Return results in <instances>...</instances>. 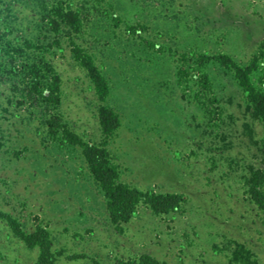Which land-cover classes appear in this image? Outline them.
<instances>
[{
  "label": "rangeland",
  "instance_id": "374dc122",
  "mask_svg": "<svg viewBox=\"0 0 264 264\" xmlns=\"http://www.w3.org/2000/svg\"><path fill=\"white\" fill-rule=\"evenodd\" d=\"M62 1L80 16L78 34L53 30L56 0H0V213L26 233L46 228L53 253H61L55 264H120L143 254L161 264H264V210L247 191L250 172L264 170V127L220 66L204 68L211 82L205 97L193 81L177 79L183 56L224 54L245 66L264 48V0ZM71 41L108 84L106 104L120 126L107 149L120 181L182 195L177 212L154 215L139 206L117 233L80 150L49 135L46 121L58 114L85 143L102 141L99 103ZM24 56L43 58L58 75L57 109L27 94ZM36 257L0 219V264Z\"/></svg>",
  "mask_w": 264,
  "mask_h": 264
},
{
  "label": "trees",
  "instance_id": "16d2710c",
  "mask_svg": "<svg viewBox=\"0 0 264 264\" xmlns=\"http://www.w3.org/2000/svg\"><path fill=\"white\" fill-rule=\"evenodd\" d=\"M50 24L54 31L64 27L69 33L78 34L81 29V19L78 12L62 0H56L51 8ZM26 48L30 45L26 42ZM70 51L75 62L86 71V74L93 86L98 106V125L102 136V141L98 145L85 143L80 137L75 135L67 125L62 122L58 114H53L46 121L49 135L52 139L59 140L62 145L71 148H78L81 152L87 170L93 181L97 184L106 199V211L114 230L121 234L123 226L129 223L137 215L139 206L147 207L154 215H166L177 212L184 204L182 195L179 194H156L153 191H140L122 183L119 179V169L114 163L107 149L109 141L115 136L120 126L118 114L107 104L106 99L109 94V87L102 76L94 60L85 53L74 42H70ZM13 49V48H12ZM18 58L23 57L22 49H13ZM23 61L25 89L29 96H36L41 99L45 107L53 110L59 106L60 80L49 63L43 58L37 57L34 61L24 56ZM264 59V48L259 47L249 62L245 66H240L231 57L224 54L213 56L199 55L192 60L183 56L181 66L177 72L178 82L187 84L193 81L199 86L203 96L211 94V82L204 68L208 64H216L230 72L238 86L242 89L246 103L250 108L253 117L262 123L264 127V91L263 81L258 80L257 86L253 77L259 69L260 63ZM261 85V86H260ZM211 97L210 103H215ZM261 163L264 166V136L261 141ZM248 195L250 200L259 210H264V170L255 169L250 172L247 180ZM2 219L11 233L23 242L29 249L37 250V257L34 264H55L57 257L61 253H53L52 241L49 232L40 224L35 226L31 233L22 230L19 222L10 215L0 213ZM85 258L82 255L69 256V260ZM93 264H97L93 262ZM120 264H161L155 258L143 254L137 260Z\"/></svg>",
  "mask_w": 264,
  "mask_h": 264
}]
</instances>
